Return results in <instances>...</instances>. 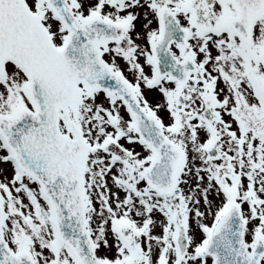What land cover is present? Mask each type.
Listing matches in <instances>:
<instances>
[{
	"label": "snow or ice",
	"instance_id": "1",
	"mask_svg": "<svg viewBox=\"0 0 264 264\" xmlns=\"http://www.w3.org/2000/svg\"><path fill=\"white\" fill-rule=\"evenodd\" d=\"M0 264H264V0H0Z\"/></svg>",
	"mask_w": 264,
	"mask_h": 264
}]
</instances>
